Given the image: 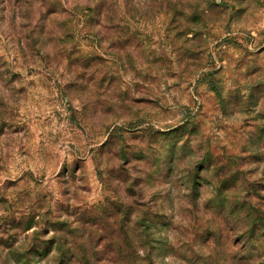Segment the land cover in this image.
I'll return each instance as SVG.
<instances>
[{
    "label": "rangeland",
    "instance_id": "rangeland-1",
    "mask_svg": "<svg viewBox=\"0 0 264 264\" xmlns=\"http://www.w3.org/2000/svg\"><path fill=\"white\" fill-rule=\"evenodd\" d=\"M0 264H264V0H0Z\"/></svg>",
    "mask_w": 264,
    "mask_h": 264
},
{
    "label": "trees",
    "instance_id": "trees-1",
    "mask_svg": "<svg viewBox=\"0 0 264 264\" xmlns=\"http://www.w3.org/2000/svg\"><path fill=\"white\" fill-rule=\"evenodd\" d=\"M130 256V255H129ZM129 259H131V256H130V258Z\"/></svg>",
    "mask_w": 264,
    "mask_h": 264
}]
</instances>
